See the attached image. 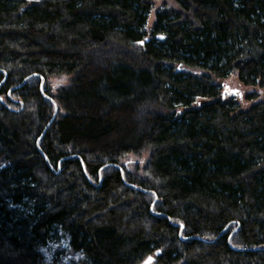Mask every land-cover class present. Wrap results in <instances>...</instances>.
Masks as SVG:
<instances>
[{
	"label": "trees",
	"instance_id": "16d2710c",
	"mask_svg": "<svg viewBox=\"0 0 264 264\" xmlns=\"http://www.w3.org/2000/svg\"><path fill=\"white\" fill-rule=\"evenodd\" d=\"M161 1L0 0V264H264V0Z\"/></svg>",
	"mask_w": 264,
	"mask_h": 264
},
{
	"label": "rangeland",
	"instance_id": "374dc122",
	"mask_svg": "<svg viewBox=\"0 0 264 264\" xmlns=\"http://www.w3.org/2000/svg\"><path fill=\"white\" fill-rule=\"evenodd\" d=\"M162 5L161 0H155L153 6L151 7L148 18L147 26L151 27L154 22V15L159 6ZM68 76L64 74L56 75L48 79L47 87L53 92L59 86L67 82ZM223 95L226 97H234L240 100L241 106H247L250 103L244 101V91L239 88V85L232 83L230 80L225 79L220 82ZM1 103V102H0ZM147 152L139 153H127L121 156L119 164H121L124 169L130 172H135V168L142 167L147 159ZM3 165V161L0 159V166ZM46 264H85L84 255L80 252L73 251L68 244V239L65 235H60L58 237H53L44 247L41 248ZM156 264L154 257H148L138 264Z\"/></svg>",
	"mask_w": 264,
	"mask_h": 264
},
{
	"label": "water",
	"instance_id": "95a60500",
	"mask_svg": "<svg viewBox=\"0 0 264 264\" xmlns=\"http://www.w3.org/2000/svg\"><path fill=\"white\" fill-rule=\"evenodd\" d=\"M42 82H43V78L41 77V79H40V86L42 85ZM0 99H1V97H0ZM55 114H56V105H54V112H53V115H52L51 119L55 116Z\"/></svg>",
	"mask_w": 264,
	"mask_h": 264
},
{
	"label": "snow or ice",
	"instance_id": "6c2138e0",
	"mask_svg": "<svg viewBox=\"0 0 264 264\" xmlns=\"http://www.w3.org/2000/svg\"><path fill=\"white\" fill-rule=\"evenodd\" d=\"M146 264H147V262H146Z\"/></svg>",
	"mask_w": 264,
	"mask_h": 264
}]
</instances>
